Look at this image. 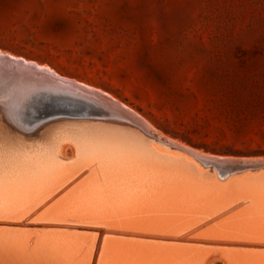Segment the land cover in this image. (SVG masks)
Wrapping results in <instances>:
<instances>
[{"label":"bare ground","instance_id":"1","mask_svg":"<svg viewBox=\"0 0 264 264\" xmlns=\"http://www.w3.org/2000/svg\"><path fill=\"white\" fill-rule=\"evenodd\" d=\"M9 58L33 65L40 80L49 78L48 72L77 82L89 96L105 95L121 108L112 114L141 130L100 120H63L46 134L25 138L0 119V264H211L216 255L225 264H264V245L216 240L264 238V159L198 155L162 137L112 94L2 49L0 69L17 67L27 74L29 67ZM67 147L72 157L66 156ZM234 200L238 206H228ZM223 207L228 209L219 212ZM28 218L38 225H23ZM67 221L84 227L55 224ZM91 223L124 227L123 233L129 228L175 235L190 229L216 241L151 239L112 229L96 241L95 231L85 227Z\"/></svg>","mask_w":264,"mask_h":264},{"label":"rangeland","instance_id":"2","mask_svg":"<svg viewBox=\"0 0 264 264\" xmlns=\"http://www.w3.org/2000/svg\"><path fill=\"white\" fill-rule=\"evenodd\" d=\"M0 49L112 94L162 137L198 155L264 159V0H0ZM65 152L72 157L70 147ZM240 199L228 206L243 204ZM29 219L22 224L38 225ZM76 223L55 224L84 227ZM91 224L85 227L96 241L112 229L151 239L264 245L257 237L211 241L190 229L123 233L124 227ZM211 264L225 262L216 255Z\"/></svg>","mask_w":264,"mask_h":264},{"label":"water","instance_id":"3","mask_svg":"<svg viewBox=\"0 0 264 264\" xmlns=\"http://www.w3.org/2000/svg\"><path fill=\"white\" fill-rule=\"evenodd\" d=\"M8 60L30 68L27 74L15 65L13 69H0V119L20 132L38 134L63 120H100L133 127L134 124L111 113L121 108L105 95L89 96L77 82H64L48 72L45 74L49 78L40 80L35 76L37 69L33 65ZM149 136L158 139L156 133L150 132Z\"/></svg>","mask_w":264,"mask_h":264}]
</instances>
